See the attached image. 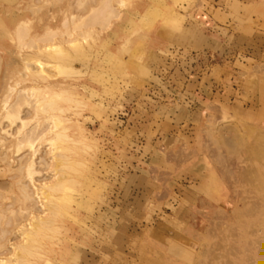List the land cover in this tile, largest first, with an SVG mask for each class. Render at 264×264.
<instances>
[{
    "label": "rangeland",
    "instance_id": "1",
    "mask_svg": "<svg viewBox=\"0 0 264 264\" xmlns=\"http://www.w3.org/2000/svg\"><path fill=\"white\" fill-rule=\"evenodd\" d=\"M47 83L60 95L37 112L24 88ZM20 93L27 126L55 113L87 137L58 143L70 167L38 145L36 185L55 167L70 181L31 260L264 264V0H0V168L33 152L4 117ZM10 181L0 252L29 214Z\"/></svg>",
    "mask_w": 264,
    "mask_h": 264
},
{
    "label": "bare ground",
    "instance_id": "2",
    "mask_svg": "<svg viewBox=\"0 0 264 264\" xmlns=\"http://www.w3.org/2000/svg\"><path fill=\"white\" fill-rule=\"evenodd\" d=\"M38 64L40 69L43 71V63L39 62ZM10 89H12V87L6 88L7 91ZM24 91L28 92L29 95L31 94V97L35 95V98H37L35 105V110L37 112H39L41 108L47 104L53 106L54 103L47 99L60 95L58 91L54 90V86L51 85V83H47L42 86H31L30 88H24ZM42 92L49 93L51 96L46 98V100H42L39 97ZM28 98L29 97L24 93H20L17 96L15 102L10 107H7L5 103L6 108L4 117L9 122L8 126H12L16 122L21 121L20 126L17 127L15 132V134L18 135V142L16 144L18 150L16 151H19L23 146H25L28 147L29 150H33V152L31 151L32 155L30 157L28 156L29 158L26 157V159L20 160L16 169L12 167L10 158L6 160L5 167L0 168V174L2 176H8L6 178L0 179V193L7 192L3 190L4 187L8 186L9 184L12 185L10 177L15 178L21 191L20 198L18 199V201L21 202L20 210L29 211L28 215L24 214L26 215L23 217L25 222L21 223L18 227L17 231L19 232V239L13 243L12 249L9 248L6 249V251L0 252V264H40L38 260H31L29 256L34 254L35 251L33 249L35 245H38L39 249H43L45 246L44 240L49 236V231L54 227V223L57 221L58 216L62 213L63 205L67 202V198L64 195H59L57 193L60 192L64 188L65 184L70 180L66 175H64V171H60L58 167H55L57 172L54 173V178L51 181L36 185L35 176L41 172L35 167V156L38 155L40 151L38 145L47 140L49 144L53 146L52 153L54 160L58 163H61L62 167H65L71 164H69L67 154L57 153L56 149H58V143L65 140L75 143L83 140L85 141L87 138L86 134L83 133L84 129L82 126L76 123L75 124L78 126H63L62 122L69 119H62L55 113H52V115L47 117V120L51 121L52 126H49L48 128H41L42 132L38 131V127L32 128L27 126L29 120L22 117L21 111L23 106H25L24 104H29L30 100ZM5 127H2L0 130V142H2L3 145L5 144L4 141H6L8 137L6 134H10ZM70 127H75V129L79 130L80 133H78V135L76 133L69 134L68 129ZM46 129H48V132L43 133V131ZM49 134L50 136L48 137L47 135ZM66 149L68 150L69 146H63V150ZM1 158H4L3 160L5 161L7 157L5 156ZM40 163L44 164L45 161L42 159ZM8 171L15 172L8 175ZM31 186L33 187L34 191L31 190ZM34 197L35 199L37 198L41 204L42 209H40V212L34 210V203L32 202ZM4 198L7 199L9 197L5 196ZM14 204V201H11L10 203H4L2 201L0 202V222H2V220L4 221L6 210L14 212ZM17 218L19 219V217ZM17 218L15 222H17ZM6 222L9 224L10 220ZM1 225H3V222ZM5 227L0 230V239H5L7 241L8 234L12 233L13 230ZM39 254L43 255L41 252Z\"/></svg>",
    "mask_w": 264,
    "mask_h": 264
}]
</instances>
